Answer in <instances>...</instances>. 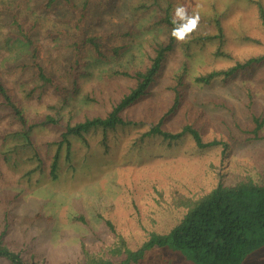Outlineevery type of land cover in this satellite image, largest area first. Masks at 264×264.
I'll return each mask as SVG.
<instances>
[{
    "label": "rangeland",
    "instance_id": "rangeland-1",
    "mask_svg": "<svg viewBox=\"0 0 264 264\" xmlns=\"http://www.w3.org/2000/svg\"><path fill=\"white\" fill-rule=\"evenodd\" d=\"M6 1L0 0V4ZM74 1L81 4L83 0ZM254 1H89L81 23L84 35L124 47L118 59L110 56L107 61L97 60L87 46L82 47L79 69L85 73L78 78V91L69 92L67 103L60 108V123L34 129L29 146L0 98L3 241L22 252L23 260H29L32 253L31 260L37 264H75L83 258L84 249L103 252L117 241V234L135 248L149 232L167 231L181 216L177 201L182 197L195 199L218 180L225 184L245 178L262 181L264 125L259 138L251 130L253 116L264 117V61L228 79L216 78L208 84L194 81L196 76L227 68L238 59L264 54V28L257 19ZM152 4L160 6L156 15L168 8L171 18L174 5L183 4L200 14L199 27L186 42H176L147 94L125 110L124 115L137 125L106 134L90 131L85 141L70 136V153L67 155L65 148L60 151L57 177L52 179L50 164L56 145L51 143L61 139L66 123L85 116H104L131 83L122 76L107 78L102 70L140 67L149 45L164 39V28L152 23ZM64 8L55 7L48 13L38 9L26 16L23 25L38 20L37 42L46 69L67 86L63 67L71 63L76 29L69 19L70 11ZM216 18L223 25L220 42L204 39L216 32ZM46 26L62 33L51 37L43 31ZM129 26L135 29L131 39L118 38L113 43L109 34L124 33ZM7 31L0 22V36ZM217 50L230 56L216 54ZM19 51L26 50L18 42L7 48L0 45V80L27 119L52 113L50 106L60 104L58 96L47 89L40 100L36 98L38 92L27 97L26 92L38 83L32 71L4 65ZM184 68L181 103L162 127L175 132L190 123L205 141L215 139L222 142L220 145L201 149L188 135L173 142L143 136L170 107L172 91L167 86L175 83L176 74ZM108 220L115 232L106 224ZM248 237L256 242L240 264H264V230L248 232ZM0 264L11 263L0 257ZM143 264H210V259L195 261L188 251L163 247L148 253Z\"/></svg>",
    "mask_w": 264,
    "mask_h": 264
},
{
    "label": "trees",
    "instance_id": "trees-1",
    "mask_svg": "<svg viewBox=\"0 0 264 264\" xmlns=\"http://www.w3.org/2000/svg\"><path fill=\"white\" fill-rule=\"evenodd\" d=\"M91 0H83L77 4L74 0H7L5 4H0V22L8 27L7 33L2 32L0 36L1 47L7 48L11 43L18 42L26 51L18 52L9 58L4 65L13 69H26L32 71L38 83H35L27 92V97H31L34 92H38L37 99H41L42 93L51 89L59 98V105H51L52 113L45 114L35 119H27L8 92V88L0 80L1 104L8 107L14 120L22 129L24 142L31 146V132L39 126H55L59 124L60 108L67 103L68 93L75 94L78 91V78L85 72L79 69L81 64L80 54L82 47L93 53L97 60L107 61L109 57L120 56V49L124 46H114L99 39L97 36H85L81 29L82 19L85 9ZM94 1V0H92ZM157 3V0H153ZM12 3V4H11ZM28 4V8H25ZM12 5V7H11ZM146 1L143 2L144 7ZM257 19L264 28V3L261 0L254 1ZM24 6V7H23ZM55 7H65L70 11L69 18L74 22V53L70 64L63 67V73L68 80V85H63L57 76L46 69L44 59L41 56V44L37 42L38 20L33 19L32 23L24 27L26 16L36 10L48 13ZM154 10L153 25L164 28V39L153 41L147 52L145 63L132 69H114L108 67L102 70L107 78L122 76L131 83L123 90L121 96L111 105L110 110L104 115L85 116L83 120L71 123L67 122L61 133V139L51 144L56 145V153L53 155L50 164V175L52 179L57 177L59 154L65 148L66 154L70 153L69 137L74 136L85 141V135L90 131L101 130L104 134L117 128L135 126L137 122L124 115L125 110L134 105L141 97L147 94L151 84L154 82L157 73L165 58L173 51L176 41L171 38L172 18L168 8L161 15L156 12L160 6L152 4ZM64 8V9H65ZM114 8V7H113ZM161 9V8H160ZM36 16V15H34ZM216 32L204 39H217L219 42L223 38V25L219 18L213 20ZM129 24V23H128ZM130 25V24H129ZM44 33L54 37L62 33L53 28H44ZM134 28L129 26L124 33H111L114 41L118 38L126 39L134 35ZM110 40V39H109ZM223 41V40H222ZM124 45V44H123ZM216 54L230 56L227 52L217 50ZM264 61V54L250 56L245 59H238L231 66L212 70L194 78L196 83L208 84L216 78L228 79L239 72L257 66ZM185 68L180 70L175 76V83L167 86L172 91V101L170 107L152 124L143 136L160 138L161 140L173 142L183 136H190L196 147L204 149L220 145L218 140L205 141L199 129L192 124L183 125L178 131H170L163 128L164 120L172 114L180 105L182 94L180 87L183 84ZM33 97V96H32ZM86 98H88L86 96ZM254 128L251 132L255 138H259L258 132L264 125V117L253 116ZM139 140H142L140 138ZM35 154L37 153L34 150ZM38 163L42 161L36 155ZM36 168L32 169V172ZM177 206L182 207L179 219L165 232L151 231L135 248L127 245L123 235L117 234L118 239L112 246L100 253H90L83 250V258L75 264H143L148 253L158 248L170 247L176 251H188L195 261H205L210 259V264H240L248 252V249L256 241L248 237V232L256 229L264 230V172L263 180L256 182L250 178L240 179L234 184H225L218 180L214 187L195 199L182 197L177 201ZM83 221L82 217H78ZM106 224L112 232H115L113 224L108 220ZM20 251L5 243L0 235V257L7 259L11 264H37L31 259L34 255L29 254V260H23Z\"/></svg>",
    "mask_w": 264,
    "mask_h": 264
},
{
    "label": "clouds",
    "instance_id": "clouds-1",
    "mask_svg": "<svg viewBox=\"0 0 264 264\" xmlns=\"http://www.w3.org/2000/svg\"><path fill=\"white\" fill-rule=\"evenodd\" d=\"M200 19L198 12H190L183 4L174 5L169 33L171 38L178 43L186 42L199 27Z\"/></svg>",
    "mask_w": 264,
    "mask_h": 264
}]
</instances>
